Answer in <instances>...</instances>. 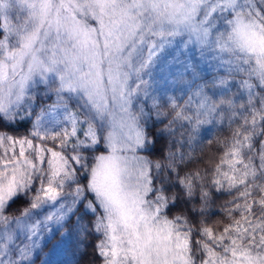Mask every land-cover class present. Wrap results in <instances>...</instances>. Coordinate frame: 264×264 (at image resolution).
I'll return each instance as SVG.
<instances>
[{
	"label": "snow or ice",
	"instance_id": "1",
	"mask_svg": "<svg viewBox=\"0 0 264 264\" xmlns=\"http://www.w3.org/2000/svg\"><path fill=\"white\" fill-rule=\"evenodd\" d=\"M0 17V123L31 116L40 85L56 96L31 138L0 130V264H33L57 235L45 264L69 243L80 264L93 235L102 264H264V0H0ZM177 40L223 72L196 83L183 63V102L152 90ZM221 126L213 164L201 130ZM165 138L161 159L138 154ZM214 193L232 196L221 230L207 222Z\"/></svg>",
	"mask_w": 264,
	"mask_h": 264
},
{
	"label": "rangeland",
	"instance_id": "2",
	"mask_svg": "<svg viewBox=\"0 0 264 264\" xmlns=\"http://www.w3.org/2000/svg\"><path fill=\"white\" fill-rule=\"evenodd\" d=\"M13 23H15V20H12ZM4 23L3 17H0V27H2ZM94 23V22H92ZM177 61L181 63H177ZM183 63H190L193 66L196 67L197 71V78L196 83H203L204 80H211L214 76L217 75H223V72H217L214 65L215 61L211 60V57H206L205 59H202L200 56L199 49L196 45H190L188 48H185L183 46V43L180 40H177L176 43H174L170 47H166L165 50L160 53L159 61L157 62L155 68L152 72V90L155 95L164 97L167 96H178L181 99V102L187 100L188 95H191V91L188 89L187 85L178 82L177 78L175 76L176 69L182 67ZM168 67V71H161L162 68ZM185 79L192 80L191 74H186ZM56 103V96L54 93H49L44 85H40L36 88L35 91V99L31 106V116H27L24 119L17 118V122L13 126H20L25 125L26 122H29V126L26 129L25 132L21 133H10L11 135H14L16 137H29L32 125L36 120L37 115L41 113V110H45L47 112V109L49 106H52ZM146 105L150 106V101L144 102ZM70 107H75V102L70 101L69 102ZM61 114L53 111L49 113L46 116V119L48 120H56L60 119ZM211 126H206V128ZM224 127V133L223 134H217L221 139L226 137L229 133L226 126H221V128ZM206 128L201 130V137L200 139L203 141L204 145H206L207 139L213 138V135H215L216 130L220 129H213V133L206 132ZM180 131L178 129L177 135L180 136ZM176 135V136H177ZM186 135V134H185ZM177 136V139H178ZM82 138V136H81ZM181 138V137H180ZM179 138V139H180ZM35 142V141H34ZM48 147H54V144L52 142H46ZM179 145V144H178ZM187 146V145H186ZM200 145H197V149H199ZM188 149V146H187ZM144 150H141L138 154L141 156H146L143 153ZM106 152V149L103 147V145H100L98 147V150L93 152L89 159L90 162L92 161V156L99 155L100 153ZM78 167V166H77ZM83 175V173H81ZM80 213H83V208H81ZM18 214V212L16 213ZM86 219H92V217H87ZM102 237H100L101 239ZM60 239V236L57 235L55 240L52 243L45 244L44 242L41 243V247H39L36 250V253L33 255V264H45V261L47 259V254L50 252L53 243L58 241ZM76 252V245L74 243H69L66 245V251L61 254L59 257L61 264H73V253ZM80 253L77 252V256H79Z\"/></svg>",
	"mask_w": 264,
	"mask_h": 264
},
{
	"label": "trees",
	"instance_id": "3",
	"mask_svg": "<svg viewBox=\"0 0 264 264\" xmlns=\"http://www.w3.org/2000/svg\"><path fill=\"white\" fill-rule=\"evenodd\" d=\"M167 121L165 120V123ZM29 122H26L25 125L20 126H7L6 123H0V130H4L10 133H21L25 132L26 129L29 126ZM160 127H163V125H160ZM224 127L216 130L215 135L217 134H223ZM178 136V135H177ZM177 136L172 138V140L177 139ZM180 136H178V139ZM172 141L165 138L159 141L155 145V147L151 151H143V153L152 161H156L162 158V156L165 154L166 148L168 146H171ZM180 150L187 152L189 149H187V146L185 145L183 148H181L180 145L176 144L173 147V151ZM223 154V149L219 147V145H216L215 143L211 146L205 145V152L204 155L206 157L212 158V163H218L220 157ZM232 199V196H230L227 193L221 194V193H214L213 196V203L210 206V213L207 217L208 225L213 227L215 230H221L223 228V225L228 222L227 217L225 215V206L228 204V202ZM27 201L20 200L16 204L12 206L11 209H9L10 213L16 214L19 208L26 206ZM81 211V209H80ZM100 239L99 236H91L89 237V240L87 242V247L85 248L83 254L80 253L78 256L80 260V264H102L101 259L96 255L95 250V244ZM74 264V263H73Z\"/></svg>",
	"mask_w": 264,
	"mask_h": 264
}]
</instances>
